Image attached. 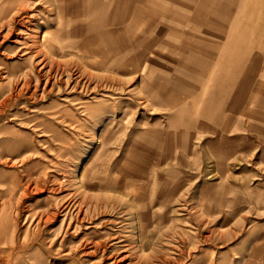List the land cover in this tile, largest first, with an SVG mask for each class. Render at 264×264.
<instances>
[{"label":"rangeland","instance_id":"rangeland-1","mask_svg":"<svg viewBox=\"0 0 264 264\" xmlns=\"http://www.w3.org/2000/svg\"><path fill=\"white\" fill-rule=\"evenodd\" d=\"M86 1L82 15V0H0V251L15 239L13 264H264V0H149L148 51L141 21L115 38L77 32L95 25L98 0ZM145 57L149 77L120 68ZM195 78L193 100L169 108L170 90ZM142 176L148 214L129 184ZM173 185L178 197L162 204Z\"/></svg>","mask_w":264,"mask_h":264},{"label":"crops","instance_id":"crops-1","mask_svg":"<svg viewBox=\"0 0 264 264\" xmlns=\"http://www.w3.org/2000/svg\"><path fill=\"white\" fill-rule=\"evenodd\" d=\"M124 1H127V3L122 4V0H110L108 3L103 2V0H98V3L96 1L94 7L90 10V16L88 17V19H91V21H93L95 25L90 26L88 23L86 24L87 21H85V22H83L85 26L79 27L78 29H76L77 32H79V31L82 32V30H83L82 33L84 35L86 32H88L91 29V27H93L95 29L96 33L98 32L97 34H99V35H106L110 38L112 36V34H113V37H114V35L117 34V36L120 37L119 31H120L121 27H129L131 29H134V28H137V24L141 21V23H143V29H142L143 35L145 37H147L146 39L143 40L142 44H143L145 50L148 51V49L152 43L151 39H150V36L152 37V33L149 35V32H151V27H152V25L149 22L150 21L149 16H150L151 10L146 7V4L149 3L148 2L149 0H124ZM85 2H87V1L82 0V3H81L80 13L82 15H83V12L85 10V7H84ZM138 3H141V4H138ZM186 7L189 8L188 6H186ZM103 8H106L108 11V13L106 15L102 14ZM66 10L68 11L67 12V14H68L69 13V7L66 8ZM179 11L180 12H178L176 14L177 20L179 22L185 21L186 19L183 16V13H182L183 11H181V10H179ZM80 13H79L78 17L80 16ZM67 14H66V17H67ZM195 20L193 21V24H196ZM207 21H210V20H207ZM70 23L71 22L69 21V24ZM72 23H74V22H72ZM209 23L210 24H208L207 26L205 25V27L207 28L206 29L207 31H205V32L207 34H210L211 32H213V26L211 25V21ZM191 27L192 28H190V32H188L186 35V36H188L187 38L189 41L184 46V53H187L189 55L193 54L192 56H194V54H202L201 52L203 51L202 46L192 43V41L196 39L195 37H197V31H199V30L202 31V29L197 28L196 25H193ZM100 33H104V34H100ZM177 33H179V32H177ZM179 34H181V33H179ZM126 37H127V35H126ZM178 37L180 38L181 36H178ZM205 39H206L205 40L206 48H209V50L211 52V49L215 48V46L213 45L211 36L206 37ZM98 41H99V37H98ZM96 43H98V42H96ZM159 43L163 44V41L160 38H159ZM127 44L129 46H131L132 44L136 45V40L133 39V41H130V43H127ZM100 45H101V43H100ZM126 47L127 46H123L122 48L125 49ZM82 48L83 49L80 48L81 52H83L85 54L93 55V56L97 55L98 57L100 56L99 52L95 48L90 49V50H85L84 46H82ZM208 56H209L208 62L211 63V61H213L215 59L214 58L215 56L213 54H209ZM149 58L150 57H145L144 59L142 58L138 61H132L129 58H128V61L125 59H123V60L120 59V61L122 60L124 62V63L120 64V68H126V69H132V70H143L144 76L149 77V75L151 74V67H150V61L151 60H149ZM151 59H152V57H151ZM186 59L187 60H185V62L183 63V66L184 67H190V69H191L193 67L192 66V60L189 57H187ZM106 60H109V58L105 57V58H103L102 61L106 62ZM139 61H140V63H139ZM193 61H194V59H193ZM116 65H118V63ZM230 68H233V67H230ZM238 68L235 70V73L237 75H242L244 77V79L250 78L249 75H251V74L247 72L249 70L246 71V69H244V68L243 69L242 68L238 69ZM224 73H226V76H227L228 70L224 69ZM251 73L254 74L255 72L252 71ZM182 79H184V81H187V79H185V78H182ZM188 81H191V82L190 83L185 82V85L189 88V89H186V88L184 89V90H186V92H176L174 90H170V92L167 95V96L172 97V99H168V101H167V106H169V108L174 109L178 106H181V107L184 106V108H186V104L191 102V100H193L192 96H194V94L198 90L200 91L204 85L203 80H200V78H199V80L195 78L193 81L192 80H188ZM247 90H248L247 87L242 82L241 86L236 88V93L233 96L234 100L236 102L241 101L245 97V95L248 93ZM229 91H230L229 82H227L225 85H222L221 87L218 88L217 93L219 95H224V97H225L229 93ZM162 95H164V94H162ZM178 112H180V110H178ZM262 255H263L262 259L264 260V253Z\"/></svg>","mask_w":264,"mask_h":264},{"label":"bare ground","instance_id":"bare-ground-1","mask_svg":"<svg viewBox=\"0 0 264 264\" xmlns=\"http://www.w3.org/2000/svg\"><path fill=\"white\" fill-rule=\"evenodd\" d=\"M1 5V4H0ZM14 10V9H13ZM60 12V11H59ZM65 15V14H64ZM63 15V16H64ZM15 16V15H14ZM19 16V15H18ZM80 17V16H79ZM65 18V17H64ZM63 18V19H64ZM12 19V18H11ZM1 21H3L4 19H2V17H1V19H0ZM10 23V22H9ZM13 23V22H12ZM11 24V23H10ZM5 26V23H2L1 22V26L0 27H4ZM82 32H83V30H82ZM48 40V35H44V36H42V44H43V46H46V41ZM63 40V39H62ZM57 42V41H56ZM67 42V41H66ZM57 44V43H56ZM68 44V43H67ZM66 45V44H65ZM55 47V46H54ZM56 48V47H55ZM58 48H59V46H58ZM58 48H56V49H58ZM63 49L64 50H66V49H69V48H65V47H63ZM77 50V49H76ZM79 50V52L81 51V49L79 48L78 49ZM33 63V62H32ZM49 63V62H48ZM101 63H103V61H101ZM38 64V63H37ZM42 64H44V63H42ZM47 64V63H46ZM36 65V64H35ZM34 65V66H35ZM37 66V65H36ZM46 66V65H45ZM106 66V65H105ZM113 66L116 68V66L113 64ZM53 67V66H52ZM114 67H110L109 69H111L112 71L114 70ZM35 68V67H34ZM104 68V67H103ZM54 69V68H53ZM125 70H127V69H125ZM247 71V70H246ZM126 72H128V71H125V73ZM252 72V71H251ZM129 73V72H128ZM205 75V74H204ZM199 88V87H198ZM196 90V89H195ZM182 101V100H181ZM183 103V102H182ZM137 114V113H136ZM136 114H134V115H136ZM3 159V158H2ZM83 166V165H82ZM87 167V166H86ZM171 177V176H170ZM170 177H168L169 179H171ZM149 176H145V177H141V180H143V181H140V182H138V180L136 179L135 181L133 180V179H129V184L131 185V186H136V187H139L140 189L139 190H137L136 191V194H135V197H134V199L132 200V201H134V203H136V204H141V203H139V202H142V204L144 205H142L143 206V208L140 210V212H142V213H146V214H148V212L150 211V209L152 208V205H153V202H154V199L152 200H150L149 201V205H147L146 204V201L147 200H149L150 199V193H148V191H147V188H148V186L150 185L149 183ZM166 179V178H165ZM132 181H134V182H132ZM148 181V182H147ZM139 183H141V184H139ZM176 186L178 185V184H175ZM175 185H173V187H172V189L171 190H169V192L168 193H165V192H163L162 194H161V196H160V199L162 200V204H169L170 202H172L173 200H175L177 197H178V187L177 188H175L174 186ZM19 188V187H18ZM142 189V190H141ZM180 196V195H179ZM154 197V196H153ZM181 197V196H180ZM208 202V201H207ZM130 204V203H129ZM208 209H207V207H206V213L207 214H211L212 213V208L210 207V204H211V202L209 203L208 202ZM200 210V209H199ZM7 210H3L2 211V213H5ZM138 213H139V211H138ZM151 216H153V215H151ZM2 217V216H1ZM8 217H12V215H11V213L10 212H7V215L6 214H4L3 215V222H5L6 220H7V218ZM162 217V216H161ZM134 218V217H133ZM139 219V218H138ZM15 220V219H14ZM149 220V219H148ZM146 221L145 223V225H140L139 224V227H140V229L142 230V229H147V227H148V225H150V223H151V221L149 220V221ZM161 220H164V217H162V219ZM204 222V221H203ZM153 223V222H152ZM154 224V223H153ZM152 224V225H153ZM164 225V224H163ZM157 226H158V224H157ZM136 227V226H135ZM6 229H7V226H6ZM197 229H199V228H197ZM142 234V233H141ZM141 239H142V242H143V240H144V237H143V235H142V237H141ZM209 240H210V237L208 238ZM194 242V241H193ZM195 243V242H194ZM11 245H13V247L11 248V250L12 251H9V250H5V251H0V256H1V259H2V263L1 264H13V259H14V254H15V252L17 251H19L20 249H21V247L19 246V243H18V241L17 240H15V239H13V241H12V244ZM192 246V245H191ZM105 255V254H104ZM162 258V257H161ZM159 259V258H158ZM157 259V260H158ZM165 259V258H164ZM163 259V260H164ZM4 260L6 261V262H4ZM141 260V259H140ZM163 262V261H162ZM140 263V262H139ZM166 263H167V261H166ZM146 264V263H145Z\"/></svg>","mask_w":264,"mask_h":264}]
</instances>
